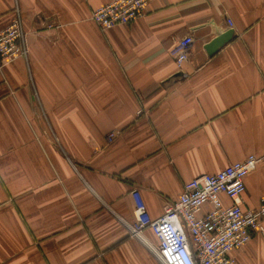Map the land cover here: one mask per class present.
Wrapping results in <instances>:
<instances>
[{
	"label": "crops",
	"instance_id": "1",
	"mask_svg": "<svg viewBox=\"0 0 264 264\" xmlns=\"http://www.w3.org/2000/svg\"><path fill=\"white\" fill-rule=\"evenodd\" d=\"M113 1L0 0V32L19 13L29 45L0 71V264H161L130 235L131 192L158 219L250 155L243 210L264 197V0H152L102 31L92 14ZM186 36L180 71L169 50ZM232 257L264 264V238Z\"/></svg>",
	"mask_w": 264,
	"mask_h": 264
},
{
	"label": "built area",
	"instance_id": "2",
	"mask_svg": "<svg viewBox=\"0 0 264 264\" xmlns=\"http://www.w3.org/2000/svg\"><path fill=\"white\" fill-rule=\"evenodd\" d=\"M152 0H114L95 10L92 20L102 31L128 25L141 19ZM27 33L18 13L11 24L0 32V71L5 66L29 59ZM191 36L177 40L169 50L181 71L189 61L193 43ZM115 133L108 135L110 143ZM260 159L255 155L228 165L216 174L197 177L184 185L175 202L165 206L164 214L152 219L139 190L131 192L135 205V221L129 232L145 242L161 264H236L232 253L244 247L257 234L264 238V197L254 210H243L242 196L246 178L256 169ZM222 196L232 201L225 206ZM206 205L210 209L202 214ZM150 230L158 244L145 238Z\"/></svg>",
	"mask_w": 264,
	"mask_h": 264
},
{
	"label": "water",
	"instance_id": "3",
	"mask_svg": "<svg viewBox=\"0 0 264 264\" xmlns=\"http://www.w3.org/2000/svg\"><path fill=\"white\" fill-rule=\"evenodd\" d=\"M232 37H233V31H230L229 33L217 37L206 47L208 54L213 55L221 47H223L226 43H228Z\"/></svg>",
	"mask_w": 264,
	"mask_h": 264
}]
</instances>
